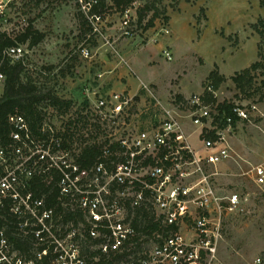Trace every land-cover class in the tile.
Instances as JSON below:
<instances>
[{
  "label": "rangeland",
  "instance_id": "obj_1",
  "mask_svg": "<svg viewBox=\"0 0 264 264\" xmlns=\"http://www.w3.org/2000/svg\"><path fill=\"white\" fill-rule=\"evenodd\" d=\"M7 1L0 32L15 38L31 24L43 33L44 40L34 48L19 45L24 48L26 71L38 86L72 101L66 113L46 109L45 123L53 129L90 100L126 93L130 78L137 85L136 94L128 120L115 129L117 138L150 130L155 120L166 117L165 111L174 118L175 110L192 149L204 155L187 100L202 96L209 74L217 69L225 81L213 93L216 104L241 108L247 119L222 130L230 157L204 168L219 196L237 194L242 201V211L221 215L211 264H264V193L252 178L254 167L264 165V74L255 73L249 94L241 93L231 81L259 60L260 37L253 26L264 18V0H133L129 7L135 19L128 29L122 26L120 10L113 7L104 17V38L89 40L79 37L76 0ZM146 6L150 9L140 24L137 12ZM153 16V26L147 28ZM82 45L90 49V59L81 57ZM165 50L171 61L165 59ZM153 245L145 243L142 249Z\"/></svg>",
  "mask_w": 264,
  "mask_h": 264
},
{
  "label": "built area",
  "instance_id": "obj_2",
  "mask_svg": "<svg viewBox=\"0 0 264 264\" xmlns=\"http://www.w3.org/2000/svg\"><path fill=\"white\" fill-rule=\"evenodd\" d=\"M84 15L90 33L87 36L102 39L106 14L94 12L98 0H76ZM7 0H0V16L5 13ZM135 15L131 7L121 12L122 26L128 29ZM168 34L167 31L164 32ZM125 34H128L125 32ZM81 57L91 58L90 49L82 45ZM4 55L19 61L24 48L16 45ZM118 56V55H117ZM121 62H125L120 56ZM166 60L172 56L164 51ZM0 74V84L4 82ZM150 96L148 86L142 84ZM133 97L115 92L108 97L90 100L86 106L70 114L59 128L45 124L41 132L49 131L47 140H36L21 116L10 118L14 126L13 146L7 156L0 149V206L9 202L10 212L25 234L34 236L36 246L42 248L37 259L51 252V264H95L84 253L86 243L104 255L120 253L136 235L132 219L139 209H150L165 227L176 230L165 237L157 235L149 250H142L135 259L121 264H211L220 239V219L223 213L241 210L237 194L228 198L219 196L212 187L204 168L216 166L230 157L228 144L218 124L226 128L247 119L245 110L233 107L232 115H219L203 104L202 96L187 100L192 114L191 122L199 127L204 155L197 154L188 142L181 123L168 111L166 117L155 120L150 130L122 134L118 138L119 122L129 118ZM65 119V118H63ZM72 121L69 129L65 123ZM234 123V124H235ZM61 131V137L55 133ZM71 134L74 144L63 136ZM214 133L217 139L208 138ZM98 136L106 141L103 158L95 166L83 171L73 153L79 146L77 138ZM70 145V149H68ZM50 171L59 175V200L62 206L78 209L83 221L78 225H62L54 210L47 208L43 198L28 191L34 176L44 177ZM253 182L264 193V165L254 167ZM246 200V199H245ZM217 218L212 220V218ZM214 221V222H213ZM131 245V244H130ZM0 264H36L14 251L0 229Z\"/></svg>",
  "mask_w": 264,
  "mask_h": 264
},
{
  "label": "trees",
  "instance_id": "obj_3",
  "mask_svg": "<svg viewBox=\"0 0 264 264\" xmlns=\"http://www.w3.org/2000/svg\"><path fill=\"white\" fill-rule=\"evenodd\" d=\"M132 4L133 0H98L94 12L101 15L107 14V10L113 7L122 12ZM262 4L264 6V2ZM149 9L150 7L146 6L137 12L138 23L141 24L144 21L145 13ZM154 18L155 16L147 22V28L153 26ZM77 21L79 24V37L85 39L90 33V27L80 11L77 14ZM253 27L260 37L259 60L250 67L236 73L231 79L235 88L243 94H249L252 90L255 73L264 74V51L262 50V45H264V18H260ZM43 40L44 34L36 30L31 24L15 38H12L6 32H0V74L5 78L3 92L0 95V149L4 150L7 156L13 146L12 133L14 126L10 122L11 117L21 116L33 138L43 141L47 140L49 135V131L41 132V129L46 124V109L52 108L60 113H66L72 107L71 100L60 98L52 90L38 86L35 80L27 73L22 59L12 61L4 55L5 50L10 47L27 45L29 49H32ZM224 81L225 78L219 75L217 69L212 71L207 78L206 90L202 94V101L206 106L216 107L219 115L233 116L232 109L234 106L226 103L216 104V99L213 96V93L219 89ZM86 105L87 103L83 104V106ZM234 123L233 126L235 125ZM71 124L72 121L68 120L65 123L66 128L69 129ZM226 127L225 121L218 124L219 130H223ZM55 137H61V131H57ZM208 138L217 139L214 133L208 135ZM63 139L65 140L64 146L67 145L66 141L71 144L75 143L71 134L66 133ZM77 141L79 146L73 156L81 166V169L87 171L95 166L98 160L103 158L102 152L106 141L99 139L98 136H90L87 139L77 138ZM68 149H70V145H68ZM2 172L3 169L0 168V176ZM58 181V173L50 171L44 177L34 176L29 181L27 190L32 192L35 197L43 198L46 207L54 210L55 218H59L62 225L73 224L76 226L83 221V215L78 209L62 206V202L59 200ZM132 226L136 235L120 253L104 255L99 250H93L94 244L89 241L85 245L84 253L90 260L98 259L95 264H121L129 261L130 258L135 259L138 254L142 253L145 243L153 240L159 241L155 240L157 235L165 237L176 230L174 226L171 228L165 227L161 220L156 219L150 209L137 210L132 219ZM0 229L5 231L12 249L23 256L26 261H34L36 264H51L52 256L50 251L40 260L37 259L36 255L42 252V248L36 246L33 235L25 234L24 230L19 228L17 219L10 212L8 201H4L3 205L0 206Z\"/></svg>",
  "mask_w": 264,
  "mask_h": 264
},
{
  "label": "crops",
  "instance_id": "obj_4",
  "mask_svg": "<svg viewBox=\"0 0 264 264\" xmlns=\"http://www.w3.org/2000/svg\"><path fill=\"white\" fill-rule=\"evenodd\" d=\"M134 81V80H133ZM132 81V79H127V87L130 88L129 90L126 91L127 94H129L131 97H134L135 94H136V88H137V85ZM136 86V87H135ZM133 94V95H132ZM169 112V111H168ZM170 113V112H169ZM173 115H174V118L176 119L178 117L179 119V116L177 114V112L175 110H173Z\"/></svg>",
  "mask_w": 264,
  "mask_h": 264
}]
</instances>
